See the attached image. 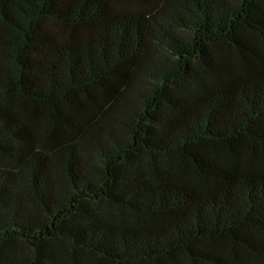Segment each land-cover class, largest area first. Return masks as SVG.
I'll use <instances>...</instances> for the list:
<instances>
[{"label":"trees","instance_id":"16d2710c","mask_svg":"<svg viewBox=\"0 0 264 264\" xmlns=\"http://www.w3.org/2000/svg\"><path fill=\"white\" fill-rule=\"evenodd\" d=\"M0 264H264V0H0Z\"/></svg>","mask_w":264,"mask_h":264}]
</instances>
